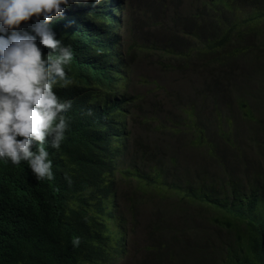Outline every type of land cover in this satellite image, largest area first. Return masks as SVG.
<instances>
[{
    "label": "trees",
    "instance_id": "1",
    "mask_svg": "<svg viewBox=\"0 0 264 264\" xmlns=\"http://www.w3.org/2000/svg\"><path fill=\"white\" fill-rule=\"evenodd\" d=\"M93 10L54 179L0 161V264H264V0H127L125 59Z\"/></svg>",
    "mask_w": 264,
    "mask_h": 264
},
{
    "label": "clouds",
    "instance_id": "2",
    "mask_svg": "<svg viewBox=\"0 0 264 264\" xmlns=\"http://www.w3.org/2000/svg\"><path fill=\"white\" fill-rule=\"evenodd\" d=\"M82 4L109 17L107 54L125 59L119 25L127 0H0V161L26 163L37 182L54 179L49 152L59 151L69 128L72 102L54 91L72 82L74 50L64 36L103 37L101 19L92 21ZM71 243L78 247L80 237Z\"/></svg>",
    "mask_w": 264,
    "mask_h": 264
},
{
    "label": "rangeland",
    "instance_id": "3",
    "mask_svg": "<svg viewBox=\"0 0 264 264\" xmlns=\"http://www.w3.org/2000/svg\"><path fill=\"white\" fill-rule=\"evenodd\" d=\"M149 72H150V70H147V75L149 74V75L153 76V74L149 73Z\"/></svg>",
    "mask_w": 264,
    "mask_h": 264
}]
</instances>
